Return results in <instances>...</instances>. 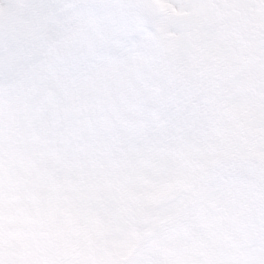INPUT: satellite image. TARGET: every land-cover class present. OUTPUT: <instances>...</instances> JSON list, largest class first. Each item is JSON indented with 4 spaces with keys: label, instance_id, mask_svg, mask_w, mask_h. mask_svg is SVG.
Here are the masks:
<instances>
[{
    "label": "clouds",
    "instance_id": "obj_1",
    "mask_svg": "<svg viewBox=\"0 0 264 264\" xmlns=\"http://www.w3.org/2000/svg\"><path fill=\"white\" fill-rule=\"evenodd\" d=\"M11 5L0 0V16ZM129 21L120 15V24ZM12 38L0 28V65ZM55 46V38L41 44ZM61 91L70 107L54 110L26 146L25 211L0 206V264H178L179 250L191 246L185 238L197 240L192 225L201 210L239 200L264 179V130L222 82L217 117L190 134L171 107L168 78L126 63L118 49ZM230 239V252L242 258L246 244L238 234Z\"/></svg>",
    "mask_w": 264,
    "mask_h": 264
},
{
    "label": "snow or ice",
    "instance_id": "obj_2",
    "mask_svg": "<svg viewBox=\"0 0 264 264\" xmlns=\"http://www.w3.org/2000/svg\"><path fill=\"white\" fill-rule=\"evenodd\" d=\"M98 9H117L134 22L106 35ZM0 28L13 37L4 48L8 61L0 65V206L6 201L10 215L25 211L31 131L48 126L54 110L70 107L61 84L82 78L113 49L126 63L142 64L146 74L159 70L168 78L183 131L190 134L217 117L221 82L240 99L252 125L264 130V0H74L56 9L12 0ZM50 38L55 49L45 51L41 44ZM194 147L185 137L184 150ZM192 226L197 240L185 238L191 246L179 250L178 264H264V179L239 200H218L201 210ZM231 234L247 246L242 258L230 252Z\"/></svg>",
    "mask_w": 264,
    "mask_h": 264
},
{
    "label": "rangeland",
    "instance_id": "obj_3",
    "mask_svg": "<svg viewBox=\"0 0 264 264\" xmlns=\"http://www.w3.org/2000/svg\"><path fill=\"white\" fill-rule=\"evenodd\" d=\"M43 1H48L50 3L57 2L56 0H41L40 3H42ZM72 2H74V0H72ZM94 2L97 4L100 3L101 5H118V4L129 2V0H94ZM104 10L107 13L105 17L106 21L104 25L106 35L111 34L112 32H115V31H120L126 28H130L132 26L131 21H129L127 24L119 23V17H120L119 10L117 9H111V10L104 9Z\"/></svg>",
    "mask_w": 264,
    "mask_h": 264
}]
</instances>
